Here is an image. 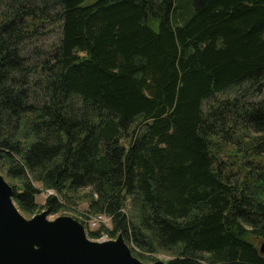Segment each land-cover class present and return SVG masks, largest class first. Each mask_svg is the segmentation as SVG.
Here are the masks:
<instances>
[{"label":"trees","instance_id":"16d2710c","mask_svg":"<svg viewBox=\"0 0 264 264\" xmlns=\"http://www.w3.org/2000/svg\"><path fill=\"white\" fill-rule=\"evenodd\" d=\"M0 171L138 256L264 264V0H0Z\"/></svg>","mask_w":264,"mask_h":264},{"label":"water","instance_id":"95a60500","mask_svg":"<svg viewBox=\"0 0 264 264\" xmlns=\"http://www.w3.org/2000/svg\"><path fill=\"white\" fill-rule=\"evenodd\" d=\"M13 191L0 173V264H167L141 260L122 232L105 241L90 238L84 223L72 215L51 219L45 209L27 218ZM260 251L264 254V241Z\"/></svg>","mask_w":264,"mask_h":264},{"label":"rangeland","instance_id":"374dc122","mask_svg":"<svg viewBox=\"0 0 264 264\" xmlns=\"http://www.w3.org/2000/svg\"><path fill=\"white\" fill-rule=\"evenodd\" d=\"M53 37H54V35H49L48 37H45V39H51ZM218 97H220V96H218ZM0 173L10 183V179L6 176V173L4 171H0ZM35 184H36L37 187L42 188V183L41 182L35 181ZM50 193H52V191L43 190L37 196V201L39 203V209L36 211V213H38V212L46 209V208H44V204H45V200H46L47 196ZM87 209H88V203L84 199L79 198V199L76 200V203L75 204L68 205V208L63 209V211H60L59 213L49 214L48 217L51 218V219H54V218H56L58 216H61V215H65L66 214V215H72L75 218L80 219V217H86V215H83V214L86 213ZM22 214L25 215L27 218H31L34 215L33 214L31 216V215L25 214L23 212H22ZM91 214H93V213H91ZM91 238L92 239H95L96 237H94V238L91 237ZM130 247L132 249L133 248V245L130 244ZM132 251H133L134 255H136L135 252H134V250H132ZM136 256L139 257L141 260H143L145 262H154V261L159 260V259L167 262V260H169V259L172 258V256L169 253L163 252V251L156 252V253H147V255L144 256V257L143 256H138V255H136Z\"/></svg>","mask_w":264,"mask_h":264},{"label":"built area","instance_id":"2783aa9c","mask_svg":"<svg viewBox=\"0 0 264 264\" xmlns=\"http://www.w3.org/2000/svg\"><path fill=\"white\" fill-rule=\"evenodd\" d=\"M86 217H80V221L84 223L87 233L89 230H101V234L95 240L105 241L114 239L105 228L112 227V217L105 213L84 214Z\"/></svg>","mask_w":264,"mask_h":264}]
</instances>
